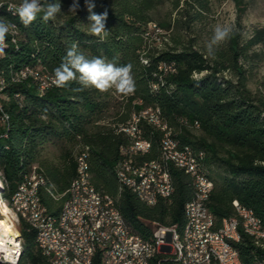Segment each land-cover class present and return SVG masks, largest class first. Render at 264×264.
<instances>
[{
	"label": "trees",
	"instance_id": "1",
	"mask_svg": "<svg viewBox=\"0 0 264 264\" xmlns=\"http://www.w3.org/2000/svg\"><path fill=\"white\" fill-rule=\"evenodd\" d=\"M8 1L20 0H0V15L19 29L16 42L7 36L5 55L0 56L5 81L0 94V177L9 204L21 180L37 166L46 178L41 200L49 212L59 214L78 174V155L86 151L94 185L113 198L135 233L150 238L157 224L177 225L181 231L186 204L196 193L194 175L171 162L173 192L148 204L131 188L121 190L116 172L127 155L123 147L132 143L122 125L153 106L161 109L168 129L140 120L151 148L134 154L135 162L162 160V139L171 130L180 148H192L199 171L213 180L207 205L218 224L237 213L238 200L254 210L264 227V74L257 72L264 62V26L244 34L245 0H236L235 26L214 57L207 55L200 38L213 0H95L94 12H108L104 40L89 32L84 0H79L77 13L68 11L72 0H60L62 12L55 21L38 17L29 27L8 8ZM167 2L175 15L162 18ZM74 41L89 58L104 57L117 66L130 63L135 92H74L79 87L75 83L41 92L33 76L23 75L26 66L53 75ZM164 62L174 68L164 70ZM3 112L9 114L7 121ZM17 227L23 238L20 264H50L24 217ZM240 233L234 243L242 264H263L264 248L243 228ZM96 258L100 262V253Z\"/></svg>",
	"mask_w": 264,
	"mask_h": 264
},
{
	"label": "bare ground",
	"instance_id": "2",
	"mask_svg": "<svg viewBox=\"0 0 264 264\" xmlns=\"http://www.w3.org/2000/svg\"><path fill=\"white\" fill-rule=\"evenodd\" d=\"M2 4L3 2H0V6ZM18 4L19 3L9 2L8 8L15 13V9L10 8V6ZM0 18L5 20L1 15ZM11 24L16 26L10 32L13 42H16L19 32L17 31V25L13 22ZM163 64H166V62ZM163 64L161 67L164 69ZM173 68L174 66L172 69ZM23 75L33 76L41 92H45L49 89L43 80H46L47 76L53 79V75L44 73L37 68L36 74L27 73L23 70ZM4 85V78L0 75L1 91L4 88ZM150 110H156V112ZM2 116L4 121L9 119V114L7 112H3ZM143 118L163 129H168L167 123L161 116V109L153 106L146 108L138 114H134L132 120L127 124L122 125L121 129L130 136L132 143L127 147H123V151L127 155L117 164L116 167L120 189L122 190L124 187L131 188L148 204L156 203L160 197H167V191H169L170 196L174 189L172 173L169 166L171 161L179 168L194 175L196 193L186 204L185 224L182 230L180 231L176 227V244L180 245L179 256H172L171 259H162V243L159 240L155 226L153 235L150 238H146L136 233V236L138 238H143L146 242V246H148L142 254L139 264H195V258H192V252L193 241H195L194 231H196V221L200 220L199 197L202 198L205 203L204 215H212L213 212L207 205V200L214 187L213 180L204 172L199 171V176L204 180V183L208 187V190L200 191L198 175H196L194 170H191V163H193V165L199 170L197 157L194 155L190 146L179 147V143L177 139L173 137L171 130H165L166 132L164 136H171V141H163L162 148L164 156L162 160L147 161L143 164L135 162L133 156L140 152V136L142 140H146V144L151 148V142L143 137L142 130L139 127V122L140 120H143ZM132 121H137L139 135L135 134V132H131L134 130V122ZM194 125L198 127L200 126V123L196 121ZM180 150L185 153H180ZM200 155H202V153ZM81 159L82 153L78 155V174L68 190V196L60 213L56 215L54 213L52 214L47 210L43 202H38V209H44L47 214L45 233L48 234L50 239H53L54 245L52 246V250H49L48 245H46L43 240V229H41L39 223L30 220L28 213H17L15 198L12 199V204H9L10 207L5 201L0 203V212H2L0 215V264H10V260H7L9 259V256H12L13 264H20V259L23 253V238L17 224L21 222V217H24L30 226L36 230V242L42 249L43 253L48 256L50 264H111V248H104L102 250L101 241L109 239V235H114V228H107V220L106 218H103L102 215L107 214L109 203H111L112 212L114 215H118L120 223L125 225V229H128L129 232H134L121 211L115 205L111 196L103 194L102 192L88 194L87 203H82V210H86V214L80 219L82 235L79 234L77 229L65 226L69 213L76 211L78 200L83 197V193H86V180H91V172L79 171ZM154 163L158 167V171L152 170ZM39 176L42 181L32 183L31 191L40 192V187L45 183L46 178L40 172L34 173V169L26 174L19 184H22V186H29V182L32 180H39ZM146 178H151L153 179V182H155L153 183V190L150 192V199H148L147 184L144 183L146 182ZM162 182H167L166 186H164ZM1 185L2 181L0 180V189ZM237 202L239 201H234L237 213L225 217L222 220L221 225L222 227H226V230H222V227H215V234H220V237H222V243L221 241H212V244H205V250L202 255V264H224L222 259H215V252H223L222 244L227 246L231 253L239 254V260L242 264L240 252L234 243L235 240H239L241 237L240 228H243L245 232L251 234L255 243L264 248V227L261 219L255 214L254 210L245 206H237ZM90 205H97V209L90 207ZM94 221L97 223V238L100 240L96 239ZM157 225L170 226L165 224ZM259 227H262V229ZM82 237L87 248L86 256L81 255L82 247L79 246V244L82 243ZM99 253L101 259L100 262L96 263V257ZM62 255L65 257L63 261L54 258V256Z\"/></svg>",
	"mask_w": 264,
	"mask_h": 264
},
{
	"label": "built area",
	"instance_id": "3",
	"mask_svg": "<svg viewBox=\"0 0 264 264\" xmlns=\"http://www.w3.org/2000/svg\"><path fill=\"white\" fill-rule=\"evenodd\" d=\"M156 26V25H154ZM17 31L19 29L17 27ZM164 69L166 71H170L173 67V63L167 62L163 64ZM27 73L36 74V68L31 66H26L23 68ZM47 87L55 86L52 83V78L47 76L46 80H43ZM0 94H1V86H0ZM156 112V110H150ZM140 112V111H139ZM3 119V116H2ZM134 122V130L131 132H135V134L139 135V130L137 128V121ZM141 146L140 152L149 151V147L146 144V140H142L141 136ZM162 141H171V136H163ZM180 153H185L180 150ZM171 163V161H170ZM153 171H158V167L154 163ZM191 170L196 172L198 175V181L200 183V191L208 190V187L204 183V180L199 176V170L191 163ZM79 171L83 172H91L90 164L87 158V152H82V159L79 164ZM34 173H39L37 170V166L34 167ZM42 181L39 176V180H32L29 182V186H22L19 184L16 191L13 194V198H15V204L17 206V213H28L29 219L33 222H38L43 229V240L45 244L48 245L49 250H52V246L54 245L53 239H50L47 233H45V224L47 214L44 209H38V202H42L40 192L31 191V184L38 183ZM131 183V182H125ZM147 190H148V199H150V192L153 190V179L146 178ZM167 182H162L164 186H166ZM97 192H101L96 188L91 180H86V193H83V197L78 200V206L75 212H70L67 223L65 226H68L72 229H77L79 234L81 233L80 228V219L84 214H86V210H82V203H87L88 194H96ZM167 195L169 196V191H167ZM204 200L199 197V210H200V220L196 221V231L195 232V241H193V252L192 258H195V264H202V255L205 250V244H212V241H221L222 237L220 234H215V227H222L221 224H218L214 213L212 215H204ZM237 206H242L240 202H237ZM90 207H94L97 209V205H90ZM103 218L107 220V228H114V235H109V239L101 240L102 241V250L104 248H111L112 252V261L111 264H139L141 260L142 254L145 252L148 246H146L145 240L143 238H138L135 232H129L128 229H125V225L120 223L118 215H114L111 210V203L107 207V214H102ZM229 217V216H228ZM95 223V221H94ZM95 223V234L97 238ZM176 227L177 225L170 226H160L156 225V231L159 237L160 242L162 243V259H171L172 256H179V248L180 245L176 244ZM262 229V227H259ZM222 230H226V227H222ZM223 245V252H215V259H222L224 264H241L239 260V254L231 253L227 246ZM82 247V254L86 256L87 248L85 245V241L82 237V243L79 244ZM58 260L63 261L65 257L62 256H54ZM10 264L12 262V256H9ZM97 263V260H96ZM187 264V263H186Z\"/></svg>",
	"mask_w": 264,
	"mask_h": 264
},
{
	"label": "clouds",
	"instance_id": "4",
	"mask_svg": "<svg viewBox=\"0 0 264 264\" xmlns=\"http://www.w3.org/2000/svg\"><path fill=\"white\" fill-rule=\"evenodd\" d=\"M84 6L89 12V32L104 40L109 35L106 21L108 12H94L95 0H84ZM79 0H72L68 8L69 12L77 13L80 10ZM15 9L20 22L29 27L39 17L43 22L55 21L62 12L60 0H20L18 5H11ZM42 14V15H41ZM14 24L0 18V56L5 55L7 47L6 38L15 28ZM232 27L217 24L212 33L211 40L206 45L207 55L214 57L216 49L226 43ZM133 66L129 64L117 66L108 62L106 58L93 56L89 58L79 47L77 42H72L66 50V55L61 63L53 69L52 83L58 88H69L73 83L79 87L72 89L74 92H82L86 89H95L99 92L114 90L118 94L130 95L135 92L136 84L132 72Z\"/></svg>",
	"mask_w": 264,
	"mask_h": 264
},
{
	"label": "rangeland",
	"instance_id": "5",
	"mask_svg": "<svg viewBox=\"0 0 264 264\" xmlns=\"http://www.w3.org/2000/svg\"><path fill=\"white\" fill-rule=\"evenodd\" d=\"M245 2H247L248 8L243 15L242 22L244 26L243 32L246 35L251 33L254 26H264V0H245ZM170 14L174 16L175 12H170V3L167 2L166 5L161 9L160 17H168ZM236 19V0H213V11L207 18L206 27L200 34L202 42L208 44L212 37L213 29L217 24L229 25L233 28L235 26ZM257 72L260 75L264 74V62H262L261 66L257 69ZM250 84L252 87H255L254 81H252ZM0 180L2 181L1 177ZM3 201L9 205L8 201L2 196V190L0 189V203ZM1 214L2 212H0V215Z\"/></svg>",
	"mask_w": 264,
	"mask_h": 264
}]
</instances>
